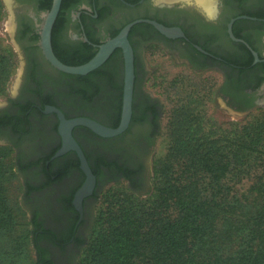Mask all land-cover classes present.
I'll list each match as a JSON object with an SVG mask.
<instances>
[{
	"label": "flooded vegetation",
	"instance_id": "obj_1",
	"mask_svg": "<svg viewBox=\"0 0 264 264\" xmlns=\"http://www.w3.org/2000/svg\"><path fill=\"white\" fill-rule=\"evenodd\" d=\"M29 1L30 7L11 0L14 33L17 37L22 28L29 36L21 44L25 60L17 96L0 106V133L11 138L6 141L10 144L22 143L29 149L46 147L39 156L45 168L43 165L42 172L35 169L46 184L41 189H26L31 197L44 191L40 200L33 199L30 215L33 229L42 227L33 235L38 245L34 249L37 264H74L84 244L82 227L99 184L125 182L138 193L149 183L148 159L163 108L162 99L145 88L149 47L160 49L191 70L219 71L217 89L232 110L244 112L264 106V0H210L211 10H206L200 0H61L51 43L56 57L68 65L85 63L102 44L134 22L127 34L134 72L127 126L112 136H101L83 125L72 129L96 180L80 211L73 199L85 175L75 151L54 157L61 146L59 119L54 111H47V106L58 108L67 119L89 117L116 128L123 105L124 55L116 47L101 65L83 75L56 69L40 47L41 26L52 0ZM232 19L235 39L228 32ZM145 20L180 28L184 35L167 37ZM252 51L257 53V61ZM62 171L65 173L57 177ZM74 179V185L70 184ZM59 190L60 200L53 203Z\"/></svg>",
	"mask_w": 264,
	"mask_h": 264
},
{
	"label": "trees",
	"instance_id": "obj_2",
	"mask_svg": "<svg viewBox=\"0 0 264 264\" xmlns=\"http://www.w3.org/2000/svg\"><path fill=\"white\" fill-rule=\"evenodd\" d=\"M11 71L10 53L0 52V85ZM225 134L205 145L193 141L197 134L174 141L170 155L179 164L172 166L182 170L177 176L163 172L157 194L142 210L135 209L129 196L109 192L112 209L95 232L83 264H230L221 258L224 244L219 238L229 241L238 231L250 237L245 242L249 248L234 251V264L243 259L241 264H255L253 224L264 217V169L243 189L237 183L256 166L264 168V122L232 127ZM10 228L8 201L0 191V254L17 249ZM40 228L36 225L30 232L34 264L39 259L33 235ZM255 231L263 257L264 230Z\"/></svg>",
	"mask_w": 264,
	"mask_h": 264
},
{
	"label": "rangeland",
	"instance_id": "obj_3",
	"mask_svg": "<svg viewBox=\"0 0 264 264\" xmlns=\"http://www.w3.org/2000/svg\"><path fill=\"white\" fill-rule=\"evenodd\" d=\"M15 1L19 5L31 6L29 0ZM12 12L13 10L6 0H0V52L10 53L12 62L10 76L0 85V106L6 104L9 98L17 96L25 60L21 44L26 36H29L28 33H24L26 30L21 28L16 37L13 31L15 22L11 19ZM147 55L149 79L145 88L153 95L161 98L163 102L160 127L148 159L149 183L145 190L138 193L133 192V194L125 182L99 184L95 198L90 202L89 212L82 227L85 235L84 244L77 252L74 264H83L88 247L95 238V232L100 223L104 221V217L110 214L113 202L110 201L109 192L114 191L117 195L129 196L136 203L135 209L142 210V204L157 194L163 172L168 171L173 176L180 173L182 169L172 166L179 163L173 162L174 157L170 155L172 154V144L179 137H183L182 140H189L197 134L198 137L193 141L196 144L205 145V141L211 140L212 137L227 136L225 132L232 127L238 128L256 122H264L263 105L252 107L244 112H236L226 104L217 89L221 81L219 71L213 69L191 70L174 57L171 58L165 52L152 46L147 50ZM80 108L84 109L85 107ZM7 139L11 141L8 135L0 133V191L3 192L8 201L11 222L8 234L14 240L17 249L9 254H0V264H34V251L30 243V232L33 230L30 215L31 210L34 209L33 199L40 200L44 191L37 192L32 195V198L26 189L29 187V189L37 190L45 186L46 181L36 174L38 172L35 169L42 170L43 165L39 162L41 158L39 156L47 149L44 146L29 149L22 143L10 144L6 142ZM15 145L17 148L14 147ZM33 158L39 159L32 162L30 159ZM256 167L254 171L248 174V177L246 174V176L242 174V177L245 176V178L242 179L241 177L240 182L237 183L240 189L244 188L248 180L250 182L251 177L254 176L256 181L255 178L261 175L264 168ZM184 180L186 181V179ZM75 182L74 179L70 184L74 185ZM60 197L59 190L55 192L52 202L57 203ZM48 199L46 196L45 200ZM253 226L255 229H253L252 254L257 260L255 264H264V256L261 257L258 250L259 246L256 245L259 238L256 237L257 234L255 235L257 228L264 230V217L261 221L254 223ZM245 233L238 231L237 236L232 237L229 241L220 236L219 239L224 244V250L221 253V258L225 257L223 261L234 264L232 259V256H235L234 251L249 248L245 242L250 237H245ZM250 242L252 241L250 240ZM243 260H240V264ZM258 261L260 262L258 263Z\"/></svg>",
	"mask_w": 264,
	"mask_h": 264
},
{
	"label": "water",
	"instance_id": "obj_4",
	"mask_svg": "<svg viewBox=\"0 0 264 264\" xmlns=\"http://www.w3.org/2000/svg\"><path fill=\"white\" fill-rule=\"evenodd\" d=\"M11 8V0H6ZM61 0H52L51 7L45 15V19L41 26L40 31V47L44 57L49 61V63L54 66L56 69L70 73V74H86L93 69L101 65L111 51L120 47L123 51L124 62H125V81L123 89V105H122V114L119 125L116 128L107 127L99 122L89 118V117H75L67 119L64 114L56 107L47 106V111H54L59 119L58 132L61 136V146L55 152L54 157L60 156L67 152L68 150H73L79 157L80 168L85 175V179L82 185L76 190L74 194L73 203L76 208L80 211L82 200L87 195H90L93 192L95 187V175L92 173L90 166L87 162V159L84 155V152L78 142L74 139L72 135V129L76 125H83L93 132L101 136H112L120 133L127 126L128 121L131 115V98H132V89H133V51L132 47L128 41L127 34L132 23L125 25L120 32L113 38L109 39L107 42L102 44L96 54L86 61L85 63L79 65H68L60 61L53 52L52 43H51V31L54 20L60 8ZM12 9V8H11ZM246 17V16H242ZM234 19H232L228 24V32L230 36L235 39L231 25ZM140 21V20H136ZM151 22L162 34L167 37L183 36L184 33L180 28L166 27L158 22L145 20ZM14 31V26H13ZM199 48V47H198ZM255 60H258L257 53L252 51ZM263 101H264V92H263Z\"/></svg>",
	"mask_w": 264,
	"mask_h": 264
},
{
	"label": "bare ground",
	"instance_id": "obj_5",
	"mask_svg": "<svg viewBox=\"0 0 264 264\" xmlns=\"http://www.w3.org/2000/svg\"><path fill=\"white\" fill-rule=\"evenodd\" d=\"M199 3L202 4L203 7L206 8V10H211V6H212V5H210V4H211L210 0H200ZM208 12H209V11H208ZM211 12H212V11H211Z\"/></svg>",
	"mask_w": 264,
	"mask_h": 264
}]
</instances>
